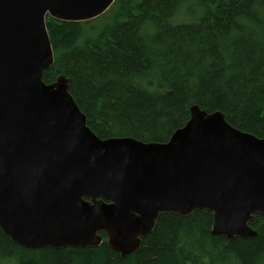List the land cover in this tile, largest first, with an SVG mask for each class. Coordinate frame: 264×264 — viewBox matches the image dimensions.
<instances>
[{
	"label": "water",
	"instance_id": "obj_1",
	"mask_svg": "<svg viewBox=\"0 0 264 264\" xmlns=\"http://www.w3.org/2000/svg\"><path fill=\"white\" fill-rule=\"evenodd\" d=\"M115 0H0V230L25 249L136 252L159 216L212 213V235L251 239L264 216V139L190 108L166 143L99 139L59 76L46 19L87 23Z\"/></svg>",
	"mask_w": 264,
	"mask_h": 264
},
{
	"label": "trees",
	"instance_id": "obj_2",
	"mask_svg": "<svg viewBox=\"0 0 264 264\" xmlns=\"http://www.w3.org/2000/svg\"><path fill=\"white\" fill-rule=\"evenodd\" d=\"M188 1L115 0L96 32L47 18L54 62L43 82L64 76L101 140L166 143L192 106L264 139V0H194L197 14L177 19ZM212 224L208 211L163 214L126 257L104 234L95 248L25 249L0 230V264H264L263 215L251 239L212 235Z\"/></svg>",
	"mask_w": 264,
	"mask_h": 264
},
{
	"label": "rangeland",
	"instance_id": "obj_3",
	"mask_svg": "<svg viewBox=\"0 0 264 264\" xmlns=\"http://www.w3.org/2000/svg\"><path fill=\"white\" fill-rule=\"evenodd\" d=\"M196 3H197V1L195 2L194 0H189L186 4H184L183 11L181 10V13L178 15V18L177 19L182 20V21L189 20L194 15H196L197 14L196 8H195ZM191 9H194L195 10V12L191 14L192 16L190 14H188L189 10H191ZM113 11H114V7H113V9L109 13H107L106 16H104L99 21H90V22H87L86 24H84L85 25L84 32L89 31V30H92V31H95L96 32L99 28L102 29V27H104V24L106 22H108L109 20H112V12Z\"/></svg>",
	"mask_w": 264,
	"mask_h": 264
}]
</instances>
